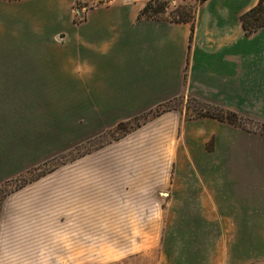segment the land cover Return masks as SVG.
<instances>
[{
    "label": "crops",
    "instance_id": "crops-1",
    "mask_svg": "<svg viewBox=\"0 0 264 264\" xmlns=\"http://www.w3.org/2000/svg\"><path fill=\"white\" fill-rule=\"evenodd\" d=\"M148 1L97 0L77 21L73 0H0V110L20 100L0 129V184L39 125L68 148L71 127L79 142L178 98L237 122L185 119L184 103L125 134L121 164L28 183L0 205V264H245L247 242L261 246L264 26L241 22L259 0H204L182 21L141 17Z\"/></svg>",
    "mask_w": 264,
    "mask_h": 264
},
{
    "label": "rangeland",
    "instance_id": "rangeland-1",
    "mask_svg": "<svg viewBox=\"0 0 264 264\" xmlns=\"http://www.w3.org/2000/svg\"><path fill=\"white\" fill-rule=\"evenodd\" d=\"M6 1H15V0H6ZM97 0H73L72 8L75 13V19L78 21V11L81 9H88L92 7ZM198 0H183L180 6L176 9H169L161 11L158 13L157 17L166 18V19H190L193 13V9L196 6ZM81 17V16H80ZM2 96V95H0ZM6 103L3 105V110H0L1 115L7 118L6 126H0V129H5L8 131L12 127L7 124H11V119H15L18 116L17 110H14V105L20 102L17 96L13 94H6ZM11 98L17 100L11 101ZM10 101L11 104L7 103ZM185 103V119H199L203 115H221V112L214 110L210 107L202 105L197 101L192 99H175L169 101L159 106L155 110L150 111L147 114L140 115L129 122L119 124L109 130H102L99 133L91 136H87L85 140L78 142L77 134H73V130L77 132V127H71V141L69 147L65 148L56 140L57 133L56 127L54 129V135L52 136L51 129L52 127L46 126L45 124L39 125L37 132L33 134L34 145L30 146L31 150L29 154L30 157L23 158L25 163L24 169L13 175H6L5 179L1 180L0 184V205L2 201L9 196L10 194L22 189L28 183L34 181L41 182H51V181H61L62 171L64 166H76V165H119L120 161L123 159L112 157V151L117 150V144L122 140L121 138L127 133H133V130H136L141 126V124L151 116H159L164 112L170 110H176L181 105ZM11 105V107H10ZM38 110L31 109H22L21 117H30L34 113H37ZM228 117V116H227ZM241 126L245 129H252V126L244 124L242 121L239 122ZM30 127V126H29ZM35 129V126H32ZM256 130H259L263 133L261 127H255ZM36 131V129H35ZM60 131V129H59ZM16 139H19L20 136L17 134ZM29 136V135H27ZM54 137V141H52ZM20 139H23L22 137ZM25 143L24 141L20 142ZM38 143V144H37ZM27 144V143H26ZM57 146V147H56ZM25 144L22 149L24 150ZM65 148V149H59ZM27 149V148H26ZM110 160L111 163H110ZM247 240V239H246ZM230 245H232L233 240L229 239ZM263 254V255H262ZM261 255V256H259ZM230 263L232 264L233 259L236 257L235 254L230 253ZM245 264H264V238L261 239V246L256 249L250 247L247 242L246 245V254H245Z\"/></svg>",
    "mask_w": 264,
    "mask_h": 264
},
{
    "label": "trees",
    "instance_id": "trees-1",
    "mask_svg": "<svg viewBox=\"0 0 264 264\" xmlns=\"http://www.w3.org/2000/svg\"><path fill=\"white\" fill-rule=\"evenodd\" d=\"M204 0H198L199 3L203 2ZM197 2V3H198ZM164 3L161 0H149L145 6L143 7L140 16L149 18V19H165V20H172V21H182L185 19H166V18H159L157 17L158 13L163 11ZM191 19V18H190ZM189 20V19H187ZM242 26L247 34L259 29L260 27L264 26V0H259L256 6L250 9L247 13H245L241 17ZM204 105V104H202ZM207 106V105H204ZM214 110L221 112V115H203L201 118H214L220 121H229V122H237V117L232 113L223 112L220 109L215 107L207 106ZM228 116V117H227ZM259 127L263 130L264 135V125H260Z\"/></svg>",
    "mask_w": 264,
    "mask_h": 264
},
{
    "label": "built area",
    "instance_id": "built-area-1",
    "mask_svg": "<svg viewBox=\"0 0 264 264\" xmlns=\"http://www.w3.org/2000/svg\"><path fill=\"white\" fill-rule=\"evenodd\" d=\"M164 3V9H176L180 6L183 0H161Z\"/></svg>",
    "mask_w": 264,
    "mask_h": 264
}]
</instances>
